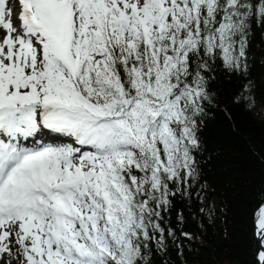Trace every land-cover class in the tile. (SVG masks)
I'll return each instance as SVG.
<instances>
[{"label":"snow or ice","instance_id":"6c2138e0","mask_svg":"<svg viewBox=\"0 0 264 264\" xmlns=\"http://www.w3.org/2000/svg\"><path fill=\"white\" fill-rule=\"evenodd\" d=\"M253 26L264 0H0V264H153ZM252 236L264 264V200Z\"/></svg>","mask_w":264,"mask_h":264},{"label":"trees","instance_id":"16d2710c","mask_svg":"<svg viewBox=\"0 0 264 264\" xmlns=\"http://www.w3.org/2000/svg\"><path fill=\"white\" fill-rule=\"evenodd\" d=\"M247 56L246 75L216 62L209 84L216 99L199 133V176L191 188L206 192L199 199H176L164 219L174 236L166 241V251L152 256L153 264L252 262L253 212L264 200V27L253 26ZM246 82L247 106L231 104ZM178 212L183 213L179 221Z\"/></svg>","mask_w":264,"mask_h":264},{"label":"rangeland","instance_id":"374dc122","mask_svg":"<svg viewBox=\"0 0 264 264\" xmlns=\"http://www.w3.org/2000/svg\"><path fill=\"white\" fill-rule=\"evenodd\" d=\"M46 139H50V140L55 141L54 137H46ZM13 264H16V262L14 261Z\"/></svg>","mask_w":264,"mask_h":264},{"label":"bare ground","instance_id":"6f19581e","mask_svg":"<svg viewBox=\"0 0 264 264\" xmlns=\"http://www.w3.org/2000/svg\"><path fill=\"white\" fill-rule=\"evenodd\" d=\"M15 19V18H14Z\"/></svg>","mask_w":264,"mask_h":264}]
</instances>
